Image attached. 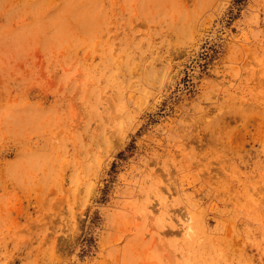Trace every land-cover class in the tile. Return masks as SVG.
Listing matches in <instances>:
<instances>
[{"label": "rangeland", "instance_id": "obj_1", "mask_svg": "<svg viewBox=\"0 0 264 264\" xmlns=\"http://www.w3.org/2000/svg\"><path fill=\"white\" fill-rule=\"evenodd\" d=\"M0 264H264V0H0Z\"/></svg>", "mask_w": 264, "mask_h": 264}]
</instances>
